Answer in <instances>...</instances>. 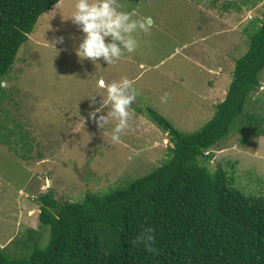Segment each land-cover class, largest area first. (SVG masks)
<instances>
[{
	"label": "rangeland",
	"instance_id": "374dc122",
	"mask_svg": "<svg viewBox=\"0 0 264 264\" xmlns=\"http://www.w3.org/2000/svg\"><path fill=\"white\" fill-rule=\"evenodd\" d=\"M116 2L133 18L153 22L147 33L133 34L138 41L133 53L125 51L109 66L102 60L100 65L80 61L74 50L84 34L67 20L76 0H60L39 16L3 77L0 246L14 257L24 254L21 244L15 247L18 239L41 234L42 244L48 240L49 231L38 219L39 195L51 192L63 203L86 193L110 194L166 161L168 133L147 118L148 108L181 132L199 130L223 100L235 59L248 48L246 31L259 25L264 12V0ZM61 35L64 42L54 44ZM122 77L133 82L137 95L128 109V127L114 141L118 119L109 115L102 129L87 113L89 98L95 97L93 107L106 98L99 81ZM259 88L264 92V70ZM250 98L247 109L264 116V94L254 91ZM244 127L245 120L237 119L206 152L208 167L220 165L234 188L264 197V135L244 138Z\"/></svg>",
	"mask_w": 264,
	"mask_h": 264
},
{
	"label": "trees",
	"instance_id": "16d2710c",
	"mask_svg": "<svg viewBox=\"0 0 264 264\" xmlns=\"http://www.w3.org/2000/svg\"><path fill=\"white\" fill-rule=\"evenodd\" d=\"M59 1L0 0V81L39 16ZM246 32L248 48L234 61L225 96L199 130L181 132L147 109L171 144L162 165L110 194L86 193L63 203L51 192L39 195L46 244L41 234L18 239L21 257L0 246V264H264V197L234 188L225 169L208 167L206 154L237 119L245 120L244 138L264 135V116L247 109L264 70V12ZM148 228L155 252L133 243Z\"/></svg>",
	"mask_w": 264,
	"mask_h": 264
},
{
	"label": "clouds",
	"instance_id": "9594fccd",
	"mask_svg": "<svg viewBox=\"0 0 264 264\" xmlns=\"http://www.w3.org/2000/svg\"><path fill=\"white\" fill-rule=\"evenodd\" d=\"M67 20L78 26L84 34L74 50L79 60H89L94 65H100L102 60L107 66L119 60L125 51L133 53L138 47V41L133 34L138 31L147 33L153 26L151 17L135 19L132 13L121 10L116 0H76L74 11ZM63 42L64 36L61 35L57 36L53 43ZM5 83L0 81V87ZM99 86L106 89V98H101L99 107H93L96 103L94 96L89 98L91 110L87 113V119L93 120L103 129L109 115L116 117L118 123L112 129L111 137L117 141L120 133L128 127V109L136 99L137 93L133 82L127 77L107 84L101 80ZM166 98V95L161 97V101L166 102ZM106 107L110 110L104 115L102 110ZM152 233L151 228L142 230L133 243L143 244L147 251L155 252Z\"/></svg>",
	"mask_w": 264,
	"mask_h": 264
},
{
	"label": "water",
	"instance_id": "95a60500",
	"mask_svg": "<svg viewBox=\"0 0 264 264\" xmlns=\"http://www.w3.org/2000/svg\"><path fill=\"white\" fill-rule=\"evenodd\" d=\"M260 92L264 94L263 89H260Z\"/></svg>",
	"mask_w": 264,
	"mask_h": 264
}]
</instances>
